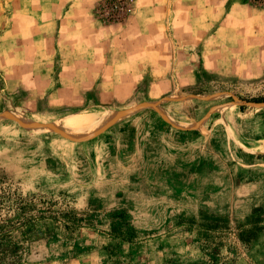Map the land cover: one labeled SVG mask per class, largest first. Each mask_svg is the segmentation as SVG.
I'll use <instances>...</instances> for the list:
<instances>
[{
	"label": "rangeland",
	"instance_id": "1",
	"mask_svg": "<svg viewBox=\"0 0 264 264\" xmlns=\"http://www.w3.org/2000/svg\"><path fill=\"white\" fill-rule=\"evenodd\" d=\"M114 1L0 0V44L8 14L21 5L70 9L67 21L77 25L64 32H82L88 19L96 33L114 26L118 34L140 2L153 5V46L161 49L168 33L161 19L172 11L160 8L176 0H122L120 16ZM232 1L243 0L217 5L219 19ZM206 7L202 1V22ZM30 24L26 35L35 31ZM207 45L169 57L154 52L153 70L119 102L108 94L102 102L94 85L73 92L84 98L78 107L53 109L43 96L31 108L11 100L0 109V182L33 197L30 214L57 217L36 222L16 264H264V104L238 111L240 99L264 97V40H216L209 47L217 52L204 56ZM60 71L57 53L54 87ZM30 92L14 98L26 102ZM97 112L121 114L112 121L88 116Z\"/></svg>",
	"mask_w": 264,
	"mask_h": 264
},
{
	"label": "crops",
	"instance_id": "2",
	"mask_svg": "<svg viewBox=\"0 0 264 264\" xmlns=\"http://www.w3.org/2000/svg\"><path fill=\"white\" fill-rule=\"evenodd\" d=\"M202 1L203 6H207L204 11L208 16L204 22L200 19ZM228 1L176 0L171 5L169 2L162 3L160 9L169 12L171 8L172 14L171 19L169 16L165 19V15L161 19L162 29L168 30L161 37V49L153 46L155 19L153 5L149 3L141 5L135 2L132 6L135 9L131 11L133 15L128 16L125 25H117L122 28L118 34L111 33L114 26H101L96 33L94 25L89 28L88 19L84 20L82 32L78 33L76 29L64 32L65 26L77 24L67 21L70 9L59 12L55 3H50L47 10H42L40 2L32 3L29 7H16L8 14V28L1 35L0 109L11 100L13 105L16 103V106L31 108L28 107L29 102L35 104L43 96H47L46 104L53 109L78 107L84 103V98L82 93L78 92L79 96H76L73 92L94 85L102 91V102L107 100L104 94L119 102L127 97L139 75L146 73L148 68L153 70L148 59L154 52L161 50L160 57H169V51L180 53L204 43L208 44L204 51V56H207V52H217L209 47V43L216 40L235 43L264 40V19L258 16L264 13V4L249 0L232 1L228 12L219 19L215 7L218 5L220 8ZM242 12L244 15H241ZM26 21L34 27L32 34L23 33ZM164 24L166 27L163 28ZM178 43L183 44L182 49L175 45ZM57 53L61 66L60 84L54 87L50 77ZM27 54L33 55L32 60L26 61ZM26 66L35 73L32 77H25ZM29 90H32L31 97L26 102L19 97L14 98L15 95L19 96V92Z\"/></svg>",
	"mask_w": 264,
	"mask_h": 264
},
{
	"label": "trees",
	"instance_id": "3",
	"mask_svg": "<svg viewBox=\"0 0 264 264\" xmlns=\"http://www.w3.org/2000/svg\"><path fill=\"white\" fill-rule=\"evenodd\" d=\"M240 101L242 104L238 106V111L245 113L248 109L247 105L264 104V97L240 99ZM0 184V264H16L22 249L20 243L34 238L36 222L46 219L57 220V217L51 213L30 214L34 210L33 197H24L11 188L3 187L2 182ZM64 227L69 228L67 225ZM244 234L245 232L242 231L239 239L247 244L250 237H245Z\"/></svg>",
	"mask_w": 264,
	"mask_h": 264
},
{
	"label": "bare ground",
	"instance_id": "4",
	"mask_svg": "<svg viewBox=\"0 0 264 264\" xmlns=\"http://www.w3.org/2000/svg\"><path fill=\"white\" fill-rule=\"evenodd\" d=\"M121 113L119 112H97L89 114L91 118L96 121H112L117 119ZM33 126V125H32Z\"/></svg>",
	"mask_w": 264,
	"mask_h": 264
},
{
	"label": "built area",
	"instance_id": "5",
	"mask_svg": "<svg viewBox=\"0 0 264 264\" xmlns=\"http://www.w3.org/2000/svg\"><path fill=\"white\" fill-rule=\"evenodd\" d=\"M253 3H264V0H249ZM110 8L115 12V14H118L120 16L125 12L126 4L122 0L114 1L111 3Z\"/></svg>",
	"mask_w": 264,
	"mask_h": 264
},
{
	"label": "water",
	"instance_id": "6",
	"mask_svg": "<svg viewBox=\"0 0 264 264\" xmlns=\"http://www.w3.org/2000/svg\"><path fill=\"white\" fill-rule=\"evenodd\" d=\"M242 103V102H241ZM260 105V104H259Z\"/></svg>",
	"mask_w": 264,
	"mask_h": 264
}]
</instances>
